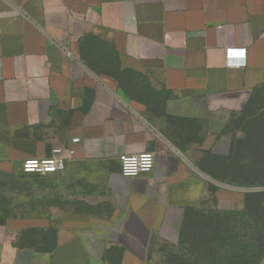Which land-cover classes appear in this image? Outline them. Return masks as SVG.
I'll return each instance as SVG.
<instances>
[{
  "label": "crops",
  "instance_id": "crops-1",
  "mask_svg": "<svg viewBox=\"0 0 264 264\" xmlns=\"http://www.w3.org/2000/svg\"><path fill=\"white\" fill-rule=\"evenodd\" d=\"M125 71L159 112L132 101ZM253 95H264V0H0V175L70 148L72 161L105 162L115 198L110 219L60 233L47 258L0 226V264H150L194 214L242 211L257 190L223 172L230 123ZM145 151L154 169L124 177L121 157Z\"/></svg>",
  "mask_w": 264,
  "mask_h": 264
},
{
  "label": "rangeland",
  "instance_id": "rangeland-1",
  "mask_svg": "<svg viewBox=\"0 0 264 264\" xmlns=\"http://www.w3.org/2000/svg\"><path fill=\"white\" fill-rule=\"evenodd\" d=\"M120 73V82L132 101L159 112L160 97L154 95L146 81L129 71ZM229 129L235 137V156L242 159L252 154L264 158V95L250 96ZM104 164L85 158L72 161L57 176H26L24 172L0 175V226L16 230L18 244L31 245L40 256L49 257L67 241V236L60 233L78 234L79 230L110 219L115 212V198L108 182L111 169ZM232 172L240 176L237 170ZM249 189L264 191V187ZM248 218L246 214L226 212L193 217L180 243L161 244L150 264H193L197 259H202V264H264V240L259 226ZM232 248L239 251L235 257L231 255ZM224 252L227 255L222 259Z\"/></svg>",
  "mask_w": 264,
  "mask_h": 264
},
{
  "label": "trees",
  "instance_id": "trees-1",
  "mask_svg": "<svg viewBox=\"0 0 264 264\" xmlns=\"http://www.w3.org/2000/svg\"><path fill=\"white\" fill-rule=\"evenodd\" d=\"M225 162L227 163V166L224 168L223 177L228 179L230 182L240 185V186L247 187V188L264 187V158L263 157L262 158L254 157L251 154L245 158L239 159L237 156L234 155L232 151V155L230 159ZM234 170H237L240 176L235 177L232 172ZM29 175H32V174H29ZM239 213L246 214L249 217L248 221L250 223H252L256 227L257 225L259 226L258 228L260 230L259 233L261 235V240H264V191L259 190V191L248 193L247 199L245 201L244 209L234 214H239ZM200 214H204V213H196L193 216L189 217L186 221V224L189 222L190 219H192L193 217H197ZM186 224L184 225V228ZM184 228H183V231H184ZM183 231H182V236H183ZM25 246L34 248L31 245H25ZM230 252L233 257L239 254V251L235 248H232ZM263 252H264V245H263ZM224 255H227V253L224 252V254L222 255V259L224 258ZM201 261L202 259H197L193 262V264H202Z\"/></svg>",
  "mask_w": 264,
  "mask_h": 264
},
{
  "label": "built area",
  "instance_id": "built-area-1",
  "mask_svg": "<svg viewBox=\"0 0 264 264\" xmlns=\"http://www.w3.org/2000/svg\"><path fill=\"white\" fill-rule=\"evenodd\" d=\"M235 55V52L229 51V64L243 67L245 65V54H243L242 60L233 62L231 57ZM80 139H74V142H78ZM76 151L73 149L56 148L53 151V155L44 159H31L23 163L22 169L27 174L38 175H58L66 171L70 161L74 159ZM121 173L124 177L134 178L142 174L151 172L156 164L155 154L149 151H145L138 154L123 155L120 159Z\"/></svg>",
  "mask_w": 264,
  "mask_h": 264
}]
</instances>
